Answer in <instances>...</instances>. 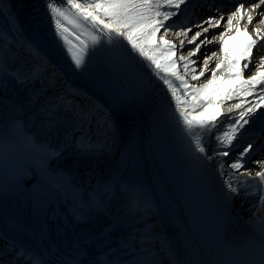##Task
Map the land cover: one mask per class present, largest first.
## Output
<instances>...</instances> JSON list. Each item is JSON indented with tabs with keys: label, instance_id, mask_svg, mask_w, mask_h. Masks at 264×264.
Returning a JSON list of instances; mask_svg holds the SVG:
<instances>
[{
	"label": "snow or ice",
	"instance_id": "1",
	"mask_svg": "<svg viewBox=\"0 0 264 264\" xmlns=\"http://www.w3.org/2000/svg\"><path fill=\"white\" fill-rule=\"evenodd\" d=\"M64 4L65 0H46V8L54 24V34L59 38L58 42H62V47L70 56L72 63L77 68L82 67L89 48H94L103 39L114 47H123L126 52L130 46L129 57L136 59L131 56L132 52L136 53L142 61L146 62L141 66L150 70L167 86L175 104V113L178 114L177 121L188 133L194 150L208 161L214 160L217 164V172L228 191L237 193L238 188L233 186V181L237 183L241 181L236 173L244 169L243 174L251 175L250 170L245 169V164L249 162L250 153L255 151V147L249 143L238 155H235L231 163L224 158H231L230 154H234L233 142L240 137L245 125L250 123V118H254L253 123L264 119V113L256 116L258 110L264 106V71L261 70L264 69V56L259 57L260 64L255 66L257 71L247 78L244 77V70L248 69L252 63L253 49L257 47L260 40H264V28L260 27L264 26V12L260 13L261 18L258 22L260 26L253 29L256 34L255 38L249 35L243 47L238 50L228 49V39H235L234 36L230 37L228 34L234 27L239 32L241 21L244 20L247 23L243 30L247 32L248 26L255 19L253 13L264 5V0H258V3L253 4L248 10H245L244 3H240L230 13L227 18V28L217 38L220 52L224 54L223 58L216 63L214 69L210 70L209 63L213 57L217 56V53L206 56L203 60V68L198 75L195 67L197 61L192 57L197 56L202 45L212 43L207 37L203 40H200V37L202 33L208 32L209 28L219 27L223 16L220 18L211 16L196 24L195 27L201 31L195 32L188 40L193 48L188 51L187 56L179 55L177 58L176 54L184 48L185 38L191 31V27L181 25L182 30L175 33L181 38L179 49L170 40L165 39V36L176 23L175 21L168 22L173 17L183 14L181 6H186L188 0H66L67 7ZM217 11L221 9L217 8ZM184 12H187V7L184 8ZM204 24L208 27H204ZM162 29L163 33L160 34ZM26 47L33 54L31 65L27 68L10 69L7 62V50L4 47L3 37L0 36V87L6 80L4 77L6 70L15 71L18 82L25 84H34L47 76L46 68L35 58L39 55V49L31 42ZM178 63L182 65L183 74L178 70ZM241 64H243L242 67ZM209 70L211 78L201 86L189 85L188 80L185 79V76L191 75V79L197 81ZM226 80H239L240 83L230 87L226 96L220 97L219 100L214 99L215 86L223 84ZM249 96H252L254 101L245 99ZM234 97H239V102L228 105L227 113L233 115L228 116L229 122L225 130L216 136V148L211 149V155H208L210 145L206 146L204 136L211 137L217 126L223 124L220 117L226 113L217 112L212 116H205V113L208 109L221 108L225 101L232 100ZM35 99L39 101L40 97L37 96ZM245 104L248 106L245 107ZM41 108L43 111L39 118L45 120L49 127L60 129L67 125L66 136L70 132L75 137V133L79 132L80 147L86 152L90 151L92 117L85 109L70 103L69 98L63 95H54L50 99H45ZM256 163L264 165V160H258ZM229 168L233 171H228ZM255 176L260 183H264V170L256 172ZM260 203L264 206V196H261ZM102 210L101 202L92 205L89 210L77 207L72 213L73 222L75 224L88 223L90 212ZM136 224L139 226L128 225L129 230L122 238L121 246L127 247L131 255V259L125 264H161L156 251L157 243L159 251L164 252L172 264H175L167 238L161 239V234L153 231L156 225L150 224L146 217H141ZM119 227V223L109 222L104 235L110 237ZM134 245L139 247V252L135 255H133L136 252ZM19 256H27L25 264H47L42 258L34 257L23 250L18 253ZM71 264H80V262L73 259ZM104 264H120V261L109 259ZM258 264H264V245L259 248Z\"/></svg>",
	"mask_w": 264,
	"mask_h": 264
},
{
	"label": "bare ground",
	"instance_id": "2",
	"mask_svg": "<svg viewBox=\"0 0 264 264\" xmlns=\"http://www.w3.org/2000/svg\"><path fill=\"white\" fill-rule=\"evenodd\" d=\"M5 1V10L7 11V14L14 18L13 12L14 10L10 6L9 0ZM194 0H188V5H182L181 6V12L183 14H180L176 17H173L172 20H170L168 23H172L175 21L176 24H181L184 21V17L186 14L191 11L195 10L193 9L195 7ZM207 2H212L214 0H205ZM66 3V0H65ZM258 3V0L256 1H244V8L245 10H248L252 7L253 4ZM227 4V3H224ZM231 7L234 6V3L230 4ZM187 7V12H184V8ZM193 7V8H192ZM199 11H203L204 8L197 7ZM44 15L45 19L50 22L53 30H54V24L50 20V13L47 10L45 6H42L41 8H38ZM229 7H224L221 9V11H215V9L211 11H204L210 14H207L203 16V20H207L211 16H217L216 18H220L223 16V20L220 23L219 27L215 28H209L208 32L202 33L200 39L203 40L205 37L208 38V40H211L212 43L204 44L202 45L201 52L197 54L196 57H192V59H197L200 54H205L206 56H212V52L215 48L218 46L217 56L213 57V59L209 63V69H214L216 66V63L219 62L220 59L223 58V53L220 52V44L218 42L219 35L225 31L227 28V18L230 15L232 11ZM264 12V5H261L259 9L256 10L255 13H253L255 19L251 25L248 26V32L254 34V27H258L259 20H260V13ZM197 14L196 10L193 11V16ZM14 20V19H13ZM14 27H15V34L21 41L24 42H31L33 45H35L39 49V56L43 60L47 62L50 68L53 70H56V80L55 83H51L49 81H38L35 83V89H32L31 91H28V89L22 90L19 87V83L15 80H13L7 71L4 73V77H6V80L3 81V86L0 87V109H5L8 112V118L12 116H19L21 117L25 122H27L26 126L32 127L34 131L37 132V134L43 139V141H48L50 144H53L55 141H58L59 144H65L66 148L61 150L59 152L58 157L53 163V166L62 170H67L69 174L71 175L73 179V184L79 187H86L91 184H97L98 181L100 184L110 179L111 182H113L114 186H123L126 189L132 190L135 189L137 191L140 190L139 186H135L137 182L141 179V177H150L153 175V167L149 161V153L147 152V149L145 148V135L142 128V125L139 124V131L136 134H131L130 132H124L122 129L124 126V121L118 116V113L116 111V105L114 103V100L110 97L106 90V86L104 83L96 79L92 72H89L87 70H82L79 68L73 69L68 68L65 65L58 62L57 59H55L47 50L39 47L35 41L26 34V32L14 21ZM201 23V22H200ZM235 24V21L233 22ZM247 23L246 20L241 21L240 27L243 29L244 25ZM198 24V23H197ZM192 25V26H191ZM190 25L191 31L188 33V36L193 35L197 31H201V29L195 27L193 23ZM204 27H208L207 24H204ZM264 27V26H260ZM252 28V30H250ZM236 30L234 27L232 32ZM175 30L171 29L169 31V36L173 37V33ZM230 33V34H231ZM230 34H228L230 36ZM187 36V37H188ZM256 36V35H255ZM254 36V37H255ZM58 40L59 38L55 36ZM177 48L180 44V37L173 38ZM125 43H127L125 41ZM62 44V42H61ZM189 47H193L192 44L188 45ZM130 47V46H129ZM243 47V46H242ZM241 47H238L236 43H228V49H236L238 50ZM264 52V40H260L258 42V45L256 48L253 49V58L252 63L249 65L248 69L244 70V77L247 78L251 75H253L254 69H256V65L260 64L259 56L261 53ZM177 54H182L181 51L177 52ZM176 54V55H177ZM138 56V55H137ZM85 62H93L96 64H100L106 69L110 70L112 73L116 74L122 81V84L124 86L130 87V90L132 91V83L127 80V78L119 71V68L117 64L107 56V54L101 49V47H98L97 45L92 48H89L88 55L85 57ZM146 62H144L145 64ZM180 64H178L179 66ZM243 64H241V67ZM92 69V68H91ZM208 71L205 73L203 77L200 79H205L203 82L206 83L208 79L211 78V71ZM264 71V69H261ZM151 72V71H150ZM152 73V72H151ZM153 74V73H152ZM208 75V76H207ZM153 76H155L153 74ZM156 77V76H155ZM157 78V77H156ZM240 83L239 80L235 81H228L226 80L223 84H218L215 86V93H214V99L219 100L220 97L226 96L227 92L230 87H234L236 84ZM46 93V95H44ZM70 94H73V97L76 98V102L74 103L76 106L81 105L83 109H85L89 114L92 116H95L98 114L101 117L100 122L104 124V126L109 130L108 134L109 136L107 138L100 137L101 135V127L100 124L97 121H94V118L91 120V126H90V134H91V143L89 145L90 151H84L80 145H79V139L80 133H75V137L69 132V134L66 136L65 131L67 130V125H65L63 128L57 129L55 127H49L47 122L43 120L40 117V113L43 111L41 108V104L44 102L45 99H50L52 96H70ZM40 97L39 101H36L35 97ZM30 97L32 98L30 100ZM69 98V97H68ZM239 97H234L232 100L225 101V104L221 106L219 109H208V111L205 113V116H212L215 115L217 112L226 113V115L221 116L220 120L223 121L222 125H218L217 128H221L222 131L225 130L227 123L229 122L228 116L233 114L227 113V107L230 104H234L239 102ZM248 101H251L250 99H246ZM71 100L69 99V102ZM78 101V104H76ZM5 103H11L13 107L9 108H3ZM248 105L245 104V107ZM238 111V110H237ZM258 117L259 115L256 114ZM252 119L250 118V123L248 125H245L244 129L241 130L240 137H238L237 141H234V149L237 148L239 142L242 140L245 134L249 133H261L260 143H264V127L261 125L263 122L259 120H256L255 123L252 122ZM146 123H149V120L146 119ZM36 125H39L38 128H33ZM87 127V126H86ZM97 128V130H95ZM216 128V129H217ZM3 128L0 130L2 131ZM5 130V129H4ZM6 131V130H5ZM129 131V130H128ZM120 137L123 139L124 144V152L125 157L124 160H126V164L123 167V165L116 170L114 173L115 176L112 177L111 175L105 173L106 169L112 166V163L115 159V157L118 154V148H119V140ZM242 137V138H241ZM76 142H73V141ZM207 135L204 136V142L206 144ZM210 142V141H209ZM215 145L214 147H216ZM264 149V148H262ZM260 148V150H262ZM222 150V149H218ZM259 150V151H260ZM258 151V153H259ZM257 153V154H258ZM226 159L229 157H225ZM205 162L208 167H210V171L216 178V181L218 183V187L223 195L226 197V201L228 204L233 206L234 201V193H231L228 191L226 186L223 183V180L219 177L218 178V172L213 166L212 161H208L205 159ZM124 163V162H123ZM264 170V167L261 169L255 171L250 176H246L241 180V183L246 185V189L254 190L256 193L255 197H251L250 199L254 200L255 202V208L249 209L248 211H242L243 217L242 218V224L247 229V231L250 233V235L259 243L264 245V206H261L260 198L261 196H264V183H260L258 178L255 176V173L258 171ZM259 198V200H257ZM242 204L245 202H241ZM179 205V204H178ZM234 208V207H233ZM238 208H234L233 213L235 216L238 217L236 211ZM193 216L190 214L189 210L186 209V215H185V222L189 223L191 225V231L193 235L195 236L197 242L200 243L201 248L204 251H210V247L207 245V243L203 239L202 231L198 229L196 226L192 225ZM156 226L154 228V231L156 233H160L162 231V222L161 219L157 218L154 220V223ZM181 226L184 225V222H179ZM176 241V240H175ZM174 241L172 240L170 242V245H173ZM10 253H4L0 256V261L8 262V264H18L16 260H9L7 258V255ZM163 254H165L163 252ZM214 260L217 262V264H221L219 260L216 257H213ZM165 261L169 263L170 259L165 258Z\"/></svg>",
	"mask_w": 264,
	"mask_h": 264
},
{
	"label": "rangeland",
	"instance_id": "3",
	"mask_svg": "<svg viewBox=\"0 0 264 264\" xmlns=\"http://www.w3.org/2000/svg\"><path fill=\"white\" fill-rule=\"evenodd\" d=\"M5 6H6L5 1L2 0V3H0V36L3 37L4 47L7 50V62H8V65H9L10 69L27 68V67H29L31 65V63L33 61V54L26 47L27 42L21 41L19 39V37L16 36L15 27H14V24H13V21H12V17L7 14V11L5 10ZM235 8H236V6L233 7L231 9V11H233ZM193 25H195V24H193ZM178 28H180V29H178ZM172 29L175 30L174 33H173V37H171V36H169V34H167L165 36V39L170 40L173 43L174 42L173 38L177 37L175 35V33L181 31L182 28H181V26H177V27H174ZM162 33H163V29L161 30L160 34H162ZM160 34H158V36ZM191 36H188V37L185 38L184 48L182 50H180L182 54H177V56H176L177 58H178L179 55L187 56L188 55V51L193 48V47L191 48V47L188 46L189 45L188 40L191 38ZM179 47H180V44H179ZM179 47H178V49H179ZM201 49H202V46L200 48L199 53L201 52ZM217 51H218V46H217V48H215L213 50L212 53H214V52L216 53ZM260 56H264V52L261 53ZM205 57H206L205 54H200L198 56V58L195 59L197 61L196 65H195L197 75L199 74V71L203 68V60H204ZM35 58L40 62V64L43 67L46 68V71H47V76H45L41 81L42 82L49 81L51 83H55V80H56V77H57L56 76V70H53L52 68H50L49 65L47 64V62L45 60H43L42 58H40L39 55L36 56ZM177 67H178V70H180L181 73L183 74L182 65L181 64L179 66L177 65ZM6 71L9 73V76L13 80L18 82V80L16 78L15 71H8V70H6ZM185 79L188 80L189 85L201 86L205 82L204 81L205 79H199L197 81H193L191 79V75L185 76ZM159 81H161V80L159 79ZM18 83L20 84L19 87L22 90L28 89V91H31L32 89H35V85H34L35 83L34 84L33 83L25 84L23 82H18ZM164 86H165V88H167L166 85H164ZM168 93L171 96L169 91H168ZM68 97L71 100L70 103H75L76 102V98L77 97H73V94H70V96L68 95ZM76 104H78V101H77ZM77 107H81V105L79 104V105H77ZM90 116L92 118H94V121H97L100 124L101 130H102L100 137L107 138L109 136V134H108L109 130L104 126L103 123L100 122L101 117L98 114H96L95 116H92L90 114ZM95 130H97V128H95ZM214 148H216V147H211V149H214ZM260 148L261 149L264 148V143L261 144ZM211 149H210V151H211ZM238 154H239V149L236 148L235 151H234V154H230L231 158H227V159L224 158V159L227 160L228 163H231L232 160L235 159V155H238ZM208 155H211V153H209ZM258 160H264V149L260 150L258 154L256 153L255 156L247 164H245V169L250 170V172L252 174L255 171H257V170L261 169L262 167H264V165H258L256 163V161H258ZM212 162H213V166L217 170L216 162L214 160ZM228 171L231 172L233 170L229 168ZM243 173H244V169H241L240 173H236V175L239 176V180L240 181L243 178H245L246 176H248V175H245ZM218 176L220 177L219 173H218ZM233 186L238 188V192L234 194V203H235L236 207H237V205H240L241 206V210L245 211V212L248 211L249 209H253V207L255 208L254 200L250 199L251 197H255L256 196L255 191L251 190V192H249L250 189H246V185H244L242 183H237L236 181H233ZM257 200H259V198H257ZM242 201L245 202V203L242 204L241 203Z\"/></svg>",
	"mask_w": 264,
	"mask_h": 264
},
{
	"label": "water",
	"instance_id": "4",
	"mask_svg": "<svg viewBox=\"0 0 264 264\" xmlns=\"http://www.w3.org/2000/svg\"><path fill=\"white\" fill-rule=\"evenodd\" d=\"M26 5V2L23 1V6Z\"/></svg>",
	"mask_w": 264,
	"mask_h": 264
}]
</instances>
